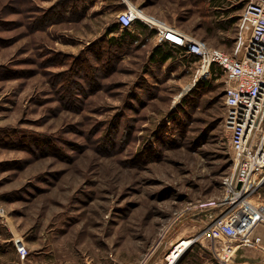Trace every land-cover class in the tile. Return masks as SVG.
Instances as JSON below:
<instances>
[{"label":"rangeland","instance_id":"1","mask_svg":"<svg viewBox=\"0 0 264 264\" xmlns=\"http://www.w3.org/2000/svg\"><path fill=\"white\" fill-rule=\"evenodd\" d=\"M244 3L0 0V264H167L201 233L233 169L226 76L198 77L172 34L117 19L136 7L238 56ZM162 43L169 56L151 57ZM197 243L206 253L183 264H235Z\"/></svg>","mask_w":264,"mask_h":264},{"label":"built area","instance_id":"2","mask_svg":"<svg viewBox=\"0 0 264 264\" xmlns=\"http://www.w3.org/2000/svg\"><path fill=\"white\" fill-rule=\"evenodd\" d=\"M242 15L248 21L249 35L238 56L188 33L177 29L172 32L157 18L152 21L197 58L198 77L210 75L211 65L225 74L223 123L233 161L232 171L223 179L225 196L214 205L221 211L217 216L206 211L208 218L201 233L176 241L164 255L167 264H173L196 240L204 242L215 256L227 255L235 242L250 241L255 225L264 226V203L251 200L264 184V0H245ZM138 19L146 21L136 7L128 6L117 20L127 28ZM199 206L200 210L207 208ZM260 241V236L252 239L255 244ZM13 243L23 259L28 254L25 243L20 237L13 238Z\"/></svg>","mask_w":264,"mask_h":264},{"label":"crops","instance_id":"3","mask_svg":"<svg viewBox=\"0 0 264 264\" xmlns=\"http://www.w3.org/2000/svg\"><path fill=\"white\" fill-rule=\"evenodd\" d=\"M256 196H259V192L254 195L255 200L264 203L263 200L256 198ZM209 212L217 216L219 208L209 210ZM207 218L202 221V228L205 222H207ZM254 236H260L261 241L259 244L252 242ZM249 238L250 241L234 243V247L230 251L231 259H233L235 264H264V226L255 225L250 231Z\"/></svg>","mask_w":264,"mask_h":264},{"label":"trees","instance_id":"4","mask_svg":"<svg viewBox=\"0 0 264 264\" xmlns=\"http://www.w3.org/2000/svg\"><path fill=\"white\" fill-rule=\"evenodd\" d=\"M118 22V21H117ZM114 23L112 25V28H117L118 27V23ZM133 25V23H132ZM166 43H162V47L161 46H156V48L154 49V51L152 52L151 54V57H154V55H158L160 54V59H166L169 54H168V48L167 46L163 47V45H165ZM162 48V49H161ZM178 51H181L182 53H184L185 55L187 56H190L191 58H195L196 57L189 53L186 48L184 47H179L177 48ZM218 69L219 67L218 66H215V65H211L210 67V73L211 72H215L216 70L215 69ZM218 70H220L222 72V70L219 68ZM208 213V212H207ZM207 213L206 212H199L196 216L197 218H199L201 221H203L205 218H207ZM198 240L194 241L193 243H191L186 249L185 251L179 256V258L176 260L177 264H183L186 262V260L188 261H192V257H195L196 259L199 258L201 252H204L206 253V249L204 247H202L199 243H197Z\"/></svg>","mask_w":264,"mask_h":264},{"label":"bare ground","instance_id":"5","mask_svg":"<svg viewBox=\"0 0 264 264\" xmlns=\"http://www.w3.org/2000/svg\"><path fill=\"white\" fill-rule=\"evenodd\" d=\"M141 15H142V17H143L144 19H146V21H149V23H150V22L153 23L152 21H154V19L151 20L152 18L149 17L148 15L144 14V13H141ZM148 17L151 18V19H149ZM168 28H169L170 31L175 32V28L170 27V26H169ZM192 84H193V83H192ZM192 84H189L188 87H187V89H186L185 91H187L188 89H190V87L192 86ZM184 243H190V242L185 240Z\"/></svg>","mask_w":264,"mask_h":264}]
</instances>
